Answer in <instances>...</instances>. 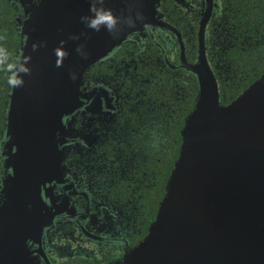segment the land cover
<instances>
[{"label":"water","instance_id":"95a60500","mask_svg":"<svg viewBox=\"0 0 264 264\" xmlns=\"http://www.w3.org/2000/svg\"><path fill=\"white\" fill-rule=\"evenodd\" d=\"M161 1L106 0L117 15L144 12L145 21L134 31L121 22L119 39L80 22L90 0H37L19 21L24 34L19 56L29 60L31 75L10 93L3 155L11 170L1 185L0 264L30 260L28 241L52 221L42 191L47 183L63 181L69 135L64 118L84 104L87 70L134 32L159 21ZM212 9L207 7L200 23L195 63L187 62L181 41L182 64L196 74L199 92L181 130L166 193L148 233L112 264H264V73L236 99L222 102L206 52ZM162 25L182 40L176 27ZM74 33L79 40L71 39ZM80 43L89 52L87 61L74 50ZM71 71L78 72L76 80Z\"/></svg>","mask_w":264,"mask_h":264},{"label":"trees","instance_id":"16d2710c","mask_svg":"<svg viewBox=\"0 0 264 264\" xmlns=\"http://www.w3.org/2000/svg\"><path fill=\"white\" fill-rule=\"evenodd\" d=\"M220 1V16L208 27L206 52L218 79L221 100L228 104L264 73V0ZM161 4L165 8L176 5L174 0H162ZM18 16L15 0H0V48L13 58L19 56L24 41ZM170 22L187 31L185 53L189 61L196 60L195 33L190 27ZM170 38L169 46L158 39L161 46L154 40L145 48L152 56L148 62L150 73L143 77L144 85L130 94L124 106L125 115H119L120 126L115 136L121 151H115L108 142L99 146L89 160L79 154L75 157L79 159L74 164L80 175L89 170L93 181L104 185L100 189L121 202L124 214L131 217V231L132 221L136 220L137 233L129 239L131 245L144 238L156 218L167 179L180 154L181 130L199 92L196 74L179 60L180 42L173 33ZM127 42L115 53L126 55ZM162 46L166 47L171 65L163 61ZM107 68L109 71V65L102 66L104 72H108ZM10 93L7 74L0 69V179L8 169L3 146L7 139Z\"/></svg>","mask_w":264,"mask_h":264},{"label":"flooded vegetation","instance_id":"af4514ba","mask_svg":"<svg viewBox=\"0 0 264 264\" xmlns=\"http://www.w3.org/2000/svg\"><path fill=\"white\" fill-rule=\"evenodd\" d=\"M36 1L15 0L19 13L18 21L26 19L28 7ZM174 1L176 5L172 8H165L162 4L158 6V14H162L159 21L146 24L144 30L136 31L128 37L126 55L115 53L122 43L92 65L84 75L82 86L85 93L84 104L71 116L64 118L69 135L66 136L67 141L64 144L67 149L63 161L65 168L63 181L47 183V188H43L42 191L49 211L53 214L52 221L45 225L41 235L28 241L30 260L25 264H112L132 246L129 239L137 233L136 220L132 221L131 231L129 228L131 217L124 214L121 202L111 197L104 189H100L104 185L99 184V181L94 182V175L89 170L84 172L83 176L80 175L74 164L79 159L75 157L79 154L89 160L99 146L108 142L115 151H121L120 141L115 136L120 126L119 115H125L124 106L130 94L133 89L144 85L143 77L150 73L148 62L152 56L145 48H148L152 41H157L161 46L159 39L169 46L173 33L180 42L179 60L182 64L181 41L186 51L187 31L180 30L170 22L171 20L192 29L197 39L199 55L198 33L204 12L207 7L213 6L206 26L207 38L208 27L220 16L221 1ZM163 22L176 27L181 33L182 40L177 33L163 26ZM165 48L163 47V61L166 65H171ZM158 49L161 50L159 47ZM198 55L196 60L189 61L185 53L189 63H195ZM158 60L162 63L159 58ZM104 64L109 65L108 72L103 71ZM103 154L106 152L103 151ZM10 170L8 167L6 172Z\"/></svg>","mask_w":264,"mask_h":264},{"label":"clouds","instance_id":"9594fccd","mask_svg":"<svg viewBox=\"0 0 264 264\" xmlns=\"http://www.w3.org/2000/svg\"><path fill=\"white\" fill-rule=\"evenodd\" d=\"M127 25L128 31H134L137 25L145 21L142 10H138L135 15H124L123 10L117 15L111 8L106 6V0H90L89 14L82 15L80 22L87 29L94 32L104 31L113 39H119L123 31H117L121 22ZM71 39L79 40L80 34H72ZM40 47L45 46L40 42ZM37 50V44L32 45V51ZM76 54L84 61L89 58V52L85 44L80 43L75 47ZM29 60L23 56L11 57L8 51L0 48V69L7 74V84L12 89L22 88L25 85V77L31 75ZM60 66V65H58ZM70 79L78 78L77 71L69 72Z\"/></svg>","mask_w":264,"mask_h":264}]
</instances>
